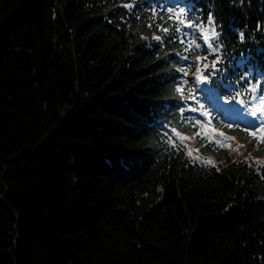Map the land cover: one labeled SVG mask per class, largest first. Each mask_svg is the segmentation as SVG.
<instances>
[{
    "label": "trees",
    "instance_id": "obj_1",
    "mask_svg": "<svg viewBox=\"0 0 264 264\" xmlns=\"http://www.w3.org/2000/svg\"><path fill=\"white\" fill-rule=\"evenodd\" d=\"M257 106L264 0H0V264H264Z\"/></svg>",
    "mask_w": 264,
    "mask_h": 264
},
{
    "label": "snow or ice",
    "instance_id": "obj_2",
    "mask_svg": "<svg viewBox=\"0 0 264 264\" xmlns=\"http://www.w3.org/2000/svg\"><path fill=\"white\" fill-rule=\"evenodd\" d=\"M126 7H132V5H125ZM169 11H171V9H169ZM183 12V9H181V13ZM181 13H177V19H179V16ZM189 27H191L192 25L189 24ZM164 31H168V29H164ZM201 31L203 32V39L207 42L209 41L210 37L213 39H219V34L216 31V27H215V20L213 19L212 15L209 14L207 17V21H206V25L205 26H201ZM239 40L241 42H243L244 40V33L240 32L238 34ZM155 39L157 41H159L161 38L159 36L155 37ZM210 48H213L214 51H218L219 50V45H213L211 43H209L208 45ZM185 59H187V57H185ZM206 59V57H205ZM219 61H214L212 67L215 68V64L218 63ZM205 68L208 67L207 64L204 65ZM186 74V73H185ZM207 78H204V80H206ZM204 80H201L200 82H204ZM180 92H183L182 88H178L177 89ZM253 91H255V89H253ZM252 117L256 118V123L257 126L254 128V130H251L249 132V135H251L252 137H257L258 135H264V108L257 106L256 109L254 111L251 112ZM197 135H199V133H197ZM210 163V161H209Z\"/></svg>",
    "mask_w": 264,
    "mask_h": 264
},
{
    "label": "rangeland",
    "instance_id": "obj_3",
    "mask_svg": "<svg viewBox=\"0 0 264 264\" xmlns=\"http://www.w3.org/2000/svg\"><path fill=\"white\" fill-rule=\"evenodd\" d=\"M199 30H200V32L203 34V32L201 31V27L199 28ZM187 76H188V78H189V80H190V82L192 83V85L194 86V88H196L197 90H198V92H199V94L202 96V97H204V98H206V93H205V91H202V88H204L203 86H202V84H201V77H199L198 75H196L195 73H191L190 71L187 73ZM217 103L216 104H214V107H217ZM204 116V115H203ZM232 141V140H231ZM231 141H229V142H227L226 141V145H229V144H231Z\"/></svg>",
    "mask_w": 264,
    "mask_h": 264
}]
</instances>
